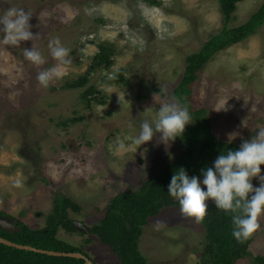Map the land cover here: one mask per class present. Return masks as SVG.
Wrapping results in <instances>:
<instances>
[{"label":"rangeland","instance_id":"1","mask_svg":"<svg viewBox=\"0 0 264 264\" xmlns=\"http://www.w3.org/2000/svg\"><path fill=\"white\" fill-rule=\"evenodd\" d=\"M157 1L0 0V15L8 8L29 11L33 33L12 46L0 32V211L43 229L61 194L81 206L70 218L92 227L118 194L138 191L181 154L178 137L164 143L153 120L163 104H180L174 91L186 58L222 30L223 16L218 0ZM263 3L244 0L230 25L244 24ZM55 38L70 50V63L51 56L48 44ZM103 42L115 48L114 65L93 71ZM25 49L40 51L45 62L26 60ZM56 67L62 77L42 86L38 73ZM120 71L126 84L114 80ZM82 76L89 79L85 87L64 89ZM90 86L103 103L84 99ZM181 105L191 119L205 110L219 140L239 146L252 140L264 128V25L214 55ZM144 121L152 124L153 138L137 146L132 141ZM261 170L264 175V165ZM17 180L21 187L14 186ZM252 183L258 187L260 181ZM157 220L163 222L159 227ZM258 223L250 256L237 264H256L254 258L264 256V215ZM143 229L140 247L150 264H199L206 230L180 208L162 210ZM58 236L82 246L97 264H120L96 235L60 230ZM88 239L92 243L85 244Z\"/></svg>","mask_w":264,"mask_h":264},{"label":"trees","instance_id":"2","mask_svg":"<svg viewBox=\"0 0 264 264\" xmlns=\"http://www.w3.org/2000/svg\"><path fill=\"white\" fill-rule=\"evenodd\" d=\"M145 1L158 5L157 0ZM218 1L223 16V28L218 34L212 35L200 51L187 56L184 76L174 91V98L180 104L188 103L199 73L214 55L246 41L264 25V3L247 22L239 26H231L230 23L235 19L238 5L244 0ZM114 55L115 48L112 44L99 43L91 69L93 71L109 70L114 65L112 59ZM114 77H116L115 81L127 83L121 71ZM88 82V76H82L77 81L68 82L64 89L83 88ZM97 93L98 90L90 86L82 96L88 104L92 101L103 103L97 98ZM191 120L192 124L186 126L182 135L178 136L182 146L181 154L164 166L158 174L144 182L138 191L128 190L118 194L108 204L100 223L89 227L91 234L98 236L100 241L114 252L120 264H150L140 247L143 228L162 210L180 208L178 200L168 193L171 178L177 170L183 168L189 177L195 176L202 181V171L213 167L220 154H226L228 150H238L240 147L217 138L211 130V119L206 116L205 110L194 111ZM70 211L80 213L81 206L69 197L56 194L54 209L48 218V224L39 230L31 229L21 220L0 211V215L10 217L23 229L19 233L12 234L0 228V237L36 249L65 253L79 252L89 257L82 246L73 245L58 236L60 230L84 234L76 230L75 220L69 216ZM234 215L233 212L217 208L215 202L208 205L203 219L198 221L206 230L199 264H237L250 256L249 248L254 237L252 235L242 242L233 237L232 217ZM90 243H92L91 239L85 241V244ZM254 261L256 264H264V256L258 255ZM0 264H86V262L83 259L51 256L0 244Z\"/></svg>","mask_w":264,"mask_h":264},{"label":"clouds","instance_id":"3","mask_svg":"<svg viewBox=\"0 0 264 264\" xmlns=\"http://www.w3.org/2000/svg\"><path fill=\"white\" fill-rule=\"evenodd\" d=\"M30 18L31 13L23 8H8L0 15L2 42L17 46L21 41L32 39ZM48 48L55 60L61 64L70 63L66 59L70 50L61 44L59 38L51 40ZM23 56L37 66L45 62L40 51L25 49ZM62 75L63 72L56 67L40 71L37 80L47 87L53 77L60 78ZM190 119L186 106L165 103L159 108L153 121L155 131L162 133L161 140L167 143L182 135ZM153 134L152 124L144 121L132 142L140 146L150 141ZM261 165H264V128L252 140L244 142L238 150L220 154L213 167L202 171V181L195 176L189 177L183 168L177 170L171 178L168 193L178 200L184 217H192L197 221L203 219L209 199L215 202L217 208L235 213L232 217V235L242 242L259 228L258 219L264 215V175L261 174ZM253 178L259 179L258 187L253 186ZM14 186L21 187V181H15ZM162 223L159 220L155 222L157 227Z\"/></svg>","mask_w":264,"mask_h":264},{"label":"water","instance_id":"4","mask_svg":"<svg viewBox=\"0 0 264 264\" xmlns=\"http://www.w3.org/2000/svg\"><path fill=\"white\" fill-rule=\"evenodd\" d=\"M74 225H75L76 230L80 233H84V234L91 233L90 228L82 222L74 221ZM0 228L2 230H5L6 232H9L12 234L19 233L23 230L22 227L17 226L10 217L2 216V215H0ZM0 244L6 245L9 247H13V248H17L20 250H27V251H33V252H37V253H41V254H48L51 256L71 257V258L83 259V260H85L86 264H96L89 257H87L86 255L79 253V252L65 253V252H55V251L36 249L32 246L17 244L15 242H12V241L7 240V239L2 238V237H0Z\"/></svg>","mask_w":264,"mask_h":264},{"label":"flooded vegetation","instance_id":"5","mask_svg":"<svg viewBox=\"0 0 264 264\" xmlns=\"http://www.w3.org/2000/svg\"><path fill=\"white\" fill-rule=\"evenodd\" d=\"M8 217V216H7Z\"/></svg>","mask_w":264,"mask_h":264}]
</instances>
